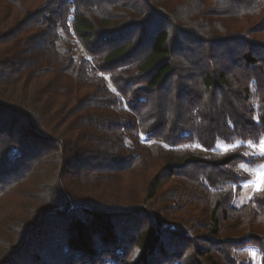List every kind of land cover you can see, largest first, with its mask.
<instances>
[{"label": "trees", "instance_id": "1", "mask_svg": "<svg viewBox=\"0 0 264 264\" xmlns=\"http://www.w3.org/2000/svg\"><path fill=\"white\" fill-rule=\"evenodd\" d=\"M261 139L264 0H0V264H264Z\"/></svg>", "mask_w": 264, "mask_h": 264}, {"label": "rangeland", "instance_id": "2", "mask_svg": "<svg viewBox=\"0 0 264 264\" xmlns=\"http://www.w3.org/2000/svg\"><path fill=\"white\" fill-rule=\"evenodd\" d=\"M225 146L226 145H224L223 143H217V153H224ZM257 151L258 149L252 148L248 154L250 156H259L255 154ZM261 166H264V163L261 165H256L254 167L241 166L240 171L245 172L248 175L249 179L246 182L239 184L238 186H230L226 188V191L233 193V204L235 206L239 207L244 205L255 193H257L255 192V187L262 181V177L259 176L258 173L264 172V168H262ZM260 193L264 194V192ZM236 255L240 259H246L250 261L252 264H261L260 257L255 249L240 250L236 252Z\"/></svg>", "mask_w": 264, "mask_h": 264}, {"label": "snow or ice", "instance_id": "3", "mask_svg": "<svg viewBox=\"0 0 264 264\" xmlns=\"http://www.w3.org/2000/svg\"><path fill=\"white\" fill-rule=\"evenodd\" d=\"M196 147H199V145H196ZM238 147H239V143L235 145H227L224 147V151L228 152ZM248 147L253 149H258V151L255 154L264 157V139H261L258 145L254 144L252 141H249ZM261 167L264 168V166ZM258 175L262 177V181L259 185L255 187V192L260 193V192H264V172H259Z\"/></svg>", "mask_w": 264, "mask_h": 264}]
</instances>
